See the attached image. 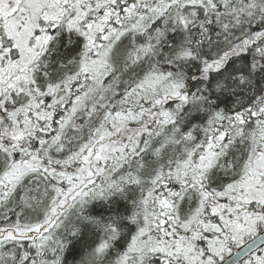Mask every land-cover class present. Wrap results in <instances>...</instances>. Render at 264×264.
Listing matches in <instances>:
<instances>
[{"label": "snow or ice", "instance_id": "obj_1", "mask_svg": "<svg viewBox=\"0 0 264 264\" xmlns=\"http://www.w3.org/2000/svg\"><path fill=\"white\" fill-rule=\"evenodd\" d=\"M0 264H264V0H0Z\"/></svg>", "mask_w": 264, "mask_h": 264}]
</instances>
